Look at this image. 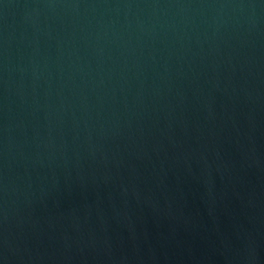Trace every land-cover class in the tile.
Wrapping results in <instances>:
<instances>
[{"label": "water", "instance_id": "obj_1", "mask_svg": "<svg viewBox=\"0 0 264 264\" xmlns=\"http://www.w3.org/2000/svg\"><path fill=\"white\" fill-rule=\"evenodd\" d=\"M0 264H264V0H0Z\"/></svg>", "mask_w": 264, "mask_h": 264}]
</instances>
